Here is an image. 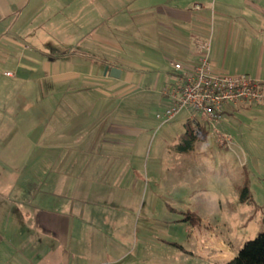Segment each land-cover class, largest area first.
Listing matches in <instances>:
<instances>
[{
	"label": "crops",
	"instance_id": "0c3cea01",
	"mask_svg": "<svg viewBox=\"0 0 264 264\" xmlns=\"http://www.w3.org/2000/svg\"><path fill=\"white\" fill-rule=\"evenodd\" d=\"M206 52L218 72L264 80V0H0V65L15 67L23 92L40 89L54 107L45 129L18 132L29 146L20 145L16 164L0 160V264L232 259L229 243L203 229L199 215V224L185 227L189 235L183 243H122L120 208L112 202L121 193L115 187L121 174L123 181L131 180L132 153L143 144L142 131L132 128L138 120L133 92L150 79L151 92L165 108L162 89L172 63L195 64ZM113 67L120 69L118 77L110 74ZM182 111L189 114L180 122L179 142L187 123L209 130ZM176 145L172 149L179 152ZM194 148L195 143L190 151ZM25 152L34 153L33 161L39 152L48 153L47 168L40 172L45 177L35 173L24 179L25 191L14 197L13 185L29 166ZM105 162L112 168L107 175L114 173L113 187L98 172L93 189L88 169ZM9 167L21 170L14 177L6 172ZM58 203L60 212L52 207Z\"/></svg>",
	"mask_w": 264,
	"mask_h": 264
},
{
	"label": "rangeland",
	"instance_id": "374dc122",
	"mask_svg": "<svg viewBox=\"0 0 264 264\" xmlns=\"http://www.w3.org/2000/svg\"><path fill=\"white\" fill-rule=\"evenodd\" d=\"M8 70L14 77L5 75ZM17 77L15 67L0 65V160L8 164H16L19 147L29 146L18 132L34 134L39 128L45 129L54 114L52 102L44 101L40 89L33 88L30 94L23 92ZM151 83L150 79L143 82L132 94V111L138 114L132 128L142 131L143 144L132 153L131 180L123 181L122 173V180L117 181L122 182L115 184L121 192L112 201L120 208V239L122 243H183L189 235L185 227L192 226L193 215H199L203 229L213 230L218 239L229 243L228 257H234L244 243L264 232V106L223 113L216 125L233 137L231 148L218 145L210 136L197 140L192 152L180 153L172 148L179 143L178 136L183 131L180 122L189 113L182 111L170 122L161 124L155 115L164 110L165 102L151 92ZM192 115L202 120L199 115ZM33 154L24 153L29 166L13 185L14 197L25 191L24 179H34L35 173L47 168L44 159L48 153L39 152L37 161H33ZM108 164L88 169V185L91 182L93 189L98 172L108 176V188L113 187L114 173L107 175L112 169ZM18 170L21 168H6L14 177ZM120 187L129 190L123 192ZM245 187L247 199L242 201L241 191ZM126 192L129 196L125 198ZM52 207L58 212L63 210L59 203ZM207 264L225 263L210 260Z\"/></svg>",
	"mask_w": 264,
	"mask_h": 264
},
{
	"label": "built area",
	"instance_id": "2783aa9c",
	"mask_svg": "<svg viewBox=\"0 0 264 264\" xmlns=\"http://www.w3.org/2000/svg\"><path fill=\"white\" fill-rule=\"evenodd\" d=\"M4 73L12 75L10 71ZM162 94L168 101L164 110L156 114L162 123L187 110L201 117L218 145L231 148L233 137L216 124L228 106H264V80L239 71L218 72L206 52L195 64L173 62Z\"/></svg>",
	"mask_w": 264,
	"mask_h": 264
},
{
	"label": "trees",
	"instance_id": "16d2710c",
	"mask_svg": "<svg viewBox=\"0 0 264 264\" xmlns=\"http://www.w3.org/2000/svg\"><path fill=\"white\" fill-rule=\"evenodd\" d=\"M208 128L202 124H197L193 127L191 123H187L185 131L180 139L176 150L179 152H189L193 149L194 143L200 139H206ZM241 200L247 199L248 189L245 187L241 191ZM192 225L199 224L200 218L193 215ZM184 221H186L184 219ZM225 264H264V232L260 233L257 237L244 243L236 256Z\"/></svg>",
	"mask_w": 264,
	"mask_h": 264
},
{
	"label": "water",
	"instance_id": "95a60500",
	"mask_svg": "<svg viewBox=\"0 0 264 264\" xmlns=\"http://www.w3.org/2000/svg\"><path fill=\"white\" fill-rule=\"evenodd\" d=\"M107 68L108 67H105V69ZM110 74L114 77H118L120 75V69L113 67L110 69Z\"/></svg>",
	"mask_w": 264,
	"mask_h": 264
}]
</instances>
